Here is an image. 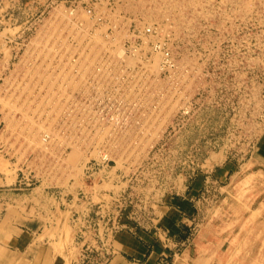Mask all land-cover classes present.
Returning <instances> with one entry per match:
<instances>
[{"label": "rangeland", "instance_id": "1", "mask_svg": "<svg viewBox=\"0 0 264 264\" xmlns=\"http://www.w3.org/2000/svg\"><path fill=\"white\" fill-rule=\"evenodd\" d=\"M137 1L0 0V65H3L0 66V87L2 86L0 88V96L2 97V95L4 94L0 99V107L3 104V106L5 107L9 106V108H0V130L2 129V132L0 131V139H2L0 140V154L2 153L0 157L2 156L4 159L6 158L5 160L9 162L8 163L6 161V165L4 159L2 157L0 158V162H2L1 160H3L5 164L2 165L3 167H1L0 164V229L2 230L0 234V264L1 261L2 264H37L41 260L40 254L35 251V245H37L36 241L39 238L48 241L56 240L58 242L56 250H59L61 248L59 246L62 245L63 241L67 242L66 246L67 244L68 247H70L71 245L73 254H71L72 258L71 260L69 258L68 264H107L109 262V258L111 257V235L115 231L121 232L122 230L130 229L131 232L136 233L137 227H146V222H149V224L151 225L153 218H156L154 213L157 205H166V203H168L166 197L167 195H181L183 192H186L184 188L190 185V182L195 178L197 180L193 181V183L198 182V180L201 181V176H203L202 179L204 180L210 178L207 181L209 183H207V185L204 184V186L202 185V188L199 191L198 195H196V197L192 201L195 204V208H197L195 209L194 214L188 218L189 220L186 221V223H182L183 233L181 239L178 240L179 242H177L174 247L169 248V251H167L161 257L162 264L163 262L164 264H173L175 257L174 254L179 253V251L181 254L184 251L191 240H193L194 236L199 233L201 225L207 218L211 209L215 207V205L217 206V203L220 200L224 199L223 189H226V186L230 182V177L234 173L231 172L232 175L230 174V176L224 177L223 179L216 177V172L214 171L215 167L211 166L210 164L211 159L214 157L213 154L218 152L227 156L228 160H232L236 164V170L237 172H239V169L243 165V163L251 158L255 145L262 140L264 136V0H194L196 4L193 2V0H180V2L183 1L181 3L182 7L179 5V0H155L156 6H158V11L160 12L162 9V13L160 12V15L162 14L160 21H163V26L165 23H167V25L170 24V19L174 17L173 15L176 14V18H174V21L176 22H173L174 26L172 27L171 25L169 27H165L164 33H166V35L170 34L171 40L169 42L173 46L172 50H175V57L178 60L180 59V61L183 60L184 64L180 66V68L182 69L180 71L181 77H177L174 81V83H176V89L178 90V92L177 94L175 93L173 97L169 98V100L174 101L176 96H178V104L174 107V109L172 108V110L167 111L170 108L167 102H165L164 105H161L160 101L157 102L161 106L160 109L162 108V110L164 111L162 113L165 114V116L164 114L161 115V111H159L158 114L153 112V115L156 116V125H162L161 131L158 132L157 136L153 137L150 133H142V135L140 134L141 136L138 134L134 135L132 133V129L130 134H132L131 139L133 140V137L135 139L134 141H132V143H134V146L128 145L126 146V151H124L125 149L123 151H120L121 155H123V160L121 159L120 165L118 167L115 163L116 159L113 156L112 158L114 159H112L111 157L105 160L100 159L103 156L102 152H104V144L101 143L104 140L103 138H101L102 136H99L100 138H96V140H99V142L96 141L97 144L99 143V147L97 144H95L96 147H92L94 153L92 154V152H90L91 155L89 159L86 160L88 161V163L86 162L84 164L85 168H81L80 162L78 164H75V151H72L71 149L73 148V145L79 143L81 139H77L75 138V136L72 137L73 134L69 135L67 133V135V129L65 130V134H62L61 132L64 126L63 122L68 121L69 119L64 117V115L66 116L65 108L67 107V103L68 105H73L74 98L69 94V91H71V87L68 86L70 87V89H68V87H66L67 81L63 79L65 82L64 88L65 91H67V93L64 91L65 94L63 97L65 99H63V101H67L64 102L66 107L64 105V114L62 117H60L61 119L59 120V117L54 116L57 117L56 119L53 117V115L48 114L50 112L56 111L57 108H55L54 105L59 101L57 102L54 100L60 99V97L56 96V93H54V89H57V87L54 86L50 88L49 86V88L51 89L50 90L48 88V85H50L51 80L52 82H55L54 79L57 76L59 77L60 75H63V78L66 79L68 75H74V73H76L75 71L81 72L79 68L74 67L77 66V63H80L83 67L87 64V62L89 63V61L85 60V58L86 56L90 57V55L92 54L91 52L94 51L93 49L97 47H95V44H97V42L93 39L94 35H91V32L92 34H94L95 28L91 27L90 25L89 26L91 28L89 26L85 27L84 22H81L82 25H79L80 23H78V25H75L74 23V19L79 21L77 15L79 17L80 12H84L85 10L86 12H84L85 14H83L82 16H90V19L91 17L94 18V20H92L96 24H101V18H98L99 15L106 16L109 13L112 20V16L116 14V11L121 15L124 14L122 15V20H130V22L127 21L126 25L129 29H132L134 24L132 22L135 17L134 8L137 6ZM142 1L144 2L142 3ZM147 1L148 0H141V2L139 3L140 7L142 4H144L146 6L145 11L147 10L151 12L153 10H156L154 6H151L153 4V0H149L150 2ZM125 4L130 5L133 10L131 8L128 11L129 6H126ZM95 5H97V8L95 7ZM150 7H153V10ZM102 8L107 9L102 10ZM108 10L111 11L109 12ZM123 10H126V13ZM69 11H71V13H69ZM101 11H104L103 13L105 14H103ZM235 13L236 16L234 15ZM137 14H143V10H138ZM65 16L70 17L67 18ZM74 16H76V18ZM56 17H60V19L63 18V21H60L59 18L57 19ZM138 17L141 16L138 15L137 18ZM72 22L74 23V25H72ZM105 24V28L99 29V32L102 31L101 34L107 36L110 32H113L114 28L110 25L112 24V22L109 24ZM80 26H82L83 28ZM155 26H157L158 29L161 28L158 22L155 23ZM59 28L61 29V31L58 30ZM84 29H86L87 31H85ZM54 30L56 31L57 36ZM41 31H48L49 33L46 32L48 34L47 35L44 32L45 34L43 33L42 35ZM57 31L59 33H57ZM71 31L75 32L72 34ZM84 31L88 33L84 35ZM173 31L176 35L173 33ZM54 34L55 37L52 38ZM80 34H82L83 36H80ZM74 35L77 36L75 37ZM174 35L175 37H173ZM72 36L75 37V39ZM40 37H43V39L45 38L47 40L42 41ZM34 38L36 41L34 40ZM72 38L74 39V41ZM37 39L41 40L38 41ZM84 39H87L85 40L86 43H83ZM89 39H91V41ZM79 40L80 42H78ZM52 41V46L54 47L51 48ZM56 41H60L58 45H55L54 42ZM42 43L44 45H42ZM91 43L94 44L92 45ZM78 44L81 45L78 46ZM57 46L61 48H58ZM65 46H68L69 48H66ZM76 46L78 47V49H76ZM81 46H84V49H82ZM40 47H42V49ZM44 47L46 49H44L46 52L43 50ZM72 47L75 48L76 51ZM49 48L51 51H49ZM71 48L73 49V51H71ZM80 48L82 49V51H80ZM37 51L42 56L36 53ZM60 51L64 54H61ZM147 53H149L150 55L152 54V52L149 51ZM68 54H72L73 57H69ZM85 54L87 55L82 58ZM26 55L28 56L26 57ZM44 55L45 57L43 58ZM51 55L53 56V58ZM57 55H60L59 59ZM65 55L67 58H69L66 59V57H63ZM48 58H52V62ZM45 59L46 61H44ZM56 61L62 64H59ZM66 61L70 63L67 62V64H65ZM71 61L73 62L71 63ZM81 62H84V64H82ZM80 64H78V66ZM66 65L69 67L67 68ZM16 67L19 68L16 69ZM20 67L22 68L20 69ZM53 67H55V69ZM45 70H48L49 72ZM65 71L66 74L64 73ZM52 72H56L55 75L54 73L52 74ZM14 73L18 76L19 79H16L17 76H15ZM19 73H22V76ZM44 74L46 76H44ZM83 74L84 72H82V75ZM9 76H11V79H9ZM61 77L62 76H60L59 78L61 79ZM15 79L18 81H16ZM83 79H85V76L83 77ZM8 81L10 84L8 83ZM28 81H30V85L28 84ZM32 82L35 90L31 86ZM11 86H14L15 89ZM25 87L26 89H28L25 90ZM5 88L6 92L4 91ZM8 88H10V90ZM24 90L26 92H24ZM44 90L45 92L47 90H50L51 92L47 91L46 94L43 93ZM166 90L167 85L161 89V92L164 91L167 93ZM10 92H12L14 96ZM9 93L11 95H8ZM41 93H43V95ZM51 94L52 96H54L53 99ZM158 94H161L160 91L159 93L157 92V95ZM41 96L44 97L42 98ZM69 96H71V98ZM14 97H16L15 99L17 101H15ZM39 97L41 99L40 101ZM63 97H61V99ZM186 98H189V100H191L189 102L191 110L189 113L183 110L182 102ZM18 99H22V101L20 100V102H18ZM46 100L47 102H45ZM69 100L72 102H70ZM3 101L4 103H2ZM10 102L12 104H10ZM41 102L43 104H41ZM44 103H48V105H45ZM134 105L137 107L140 106L138 101ZM10 108H12L13 110H10ZM17 108L19 109V111ZM43 108H45L46 110ZM21 109L23 115L20 111ZM23 110H25V112ZM12 111L14 115L12 114ZM28 115H30V119H27L29 118ZM105 115L106 114H102V117L104 118L101 121L102 126L106 123L104 121ZM5 116H9L10 118L12 116V118H5ZM44 116L48 120L45 119ZM145 116H147L146 113L144 115V118ZM34 117L38 120H33ZM8 119H10V123ZM3 120H5V123L3 122ZM11 120L12 122H14L13 120H15V122L11 123ZM23 120H25V123L23 122ZM53 120L55 121L51 122ZM80 120L79 122L82 125H84V122L87 121L86 118ZM147 120L148 117H146L145 120H142V122L146 123ZM133 121L131 124L132 127L134 126V124L137 125L138 120L136 118ZM47 122L50 123L48 124ZM19 123H21V125ZM23 123L27 125L25 126ZM32 123H34V125ZM43 123L46 125L48 124V126L44 125ZM113 123L115 129V122ZM143 123H141L140 125L144 126ZM22 125H24V128L22 127ZM29 125L31 127H29ZM49 125L50 128L56 126L57 129L53 128V130L57 133L54 131L50 132ZM85 125L88 126V124L86 123ZM140 125V129L136 126L134 127V130L138 132L141 131ZM13 126L16 128V130ZM155 126V129L152 130L153 132L155 131V133H157L159 126H156L157 128ZM74 127L75 126L72 125L71 130L75 129ZM21 128L25 130L27 129V135H24L25 130L23 131ZM20 130H22L23 132H18ZM4 131L7 135L4 134ZM11 131L14 133H12ZM42 131L47 132H44L43 134ZM145 131H148L146 130V126L144 128V132ZM10 133H12V135L10 136L14 137L11 138L8 135ZM21 134L23 136H21ZM50 134L51 137H49ZM17 136H21L20 140H18L19 138ZM40 136H43L44 140ZM23 137L24 139H22ZM143 137H145L146 145H148L149 147L146 150H141L140 142H142ZM149 137H152L153 139ZM5 138L7 139L8 143ZM13 138L20 142L18 143V141ZM36 139L39 141H37ZM50 139L52 141H50ZM56 140L58 141V143L62 141V145L60 143L58 145ZM150 141L152 142L151 144L149 143ZM6 143L8 147L6 146ZM45 143L48 145H46ZM54 143H57V148L55 147ZM41 144L46 147L48 146L49 148H46ZM29 145H31L33 149ZM137 145H139L140 147H137ZM52 146L54 147V149H52ZM38 148L41 150L39 151ZM96 150H99V155L102 156H98V154L95 153ZM69 151H72L71 154ZM109 151L110 153H115L117 150L113 146ZM120 153L117 152L116 156H118V154ZM69 158H71L72 160ZM65 161H67L68 163ZM67 164H69L70 167ZM10 166L11 168H9ZM75 167H77L78 170H76ZM103 168L106 170V172L105 170H102ZM208 168H210V170H208ZM1 169L3 171H1ZM8 170L9 172H7ZM110 171L111 176L109 177ZM119 171H122L123 173H120ZM115 172L116 174H114ZM92 173L95 175H93ZM97 174L99 176H97ZM102 176L103 178H106V180H111L110 184L112 183L111 188L109 187V189L107 190L105 188H100L104 192H107L108 195H101V197L92 199L93 189L91 186H94L95 183L97 184V178L101 179ZM93 178H95L94 183L92 180ZM80 181L83 182L81 183ZM91 181L93 184L91 183ZM96 184L94 186L95 189ZM179 188L182 189L178 191ZM157 192L160 195H158ZM137 193L139 194V196ZM146 194H148V200L145 199ZM107 198L110 202L109 205L103 203V199ZM149 210L153 213L150 214ZM46 215H48V217ZM151 218L152 220L150 221ZM138 220H141L142 222ZM68 224L69 226H67ZM43 225H49L47 227L50 229H44ZM60 225L63 226L62 230H60ZM31 229L33 230V232L27 231ZM71 230L73 231L72 233L70 232ZM34 231L36 232L34 233ZM94 241H97V243ZM91 242H94L93 246L88 245ZM81 243H83L84 245H81ZM106 248H109V250H107ZM66 260L68 259H65V261Z\"/></svg>", "mask_w": 264, "mask_h": 264}, {"label": "bare ground", "instance_id": "2", "mask_svg": "<svg viewBox=\"0 0 264 264\" xmlns=\"http://www.w3.org/2000/svg\"><path fill=\"white\" fill-rule=\"evenodd\" d=\"M61 1V0H60ZM124 1V0H123ZM127 1V0H126ZM137 1V0H136ZM149 1V0H148ZM147 1V2H148ZM152 1V0H150ZM149 1V2H150ZM213 1V0H212ZM227 1V0H226ZM249 1V0H248ZM57 2V1H56ZM129 2V1H128ZM137 6L134 8V12H135V17L132 23L133 27L132 29H129L126 25L127 21L130 22V20H122V15L124 14H120L118 12L115 11V15L112 16V24H110L114 29L113 32L109 33L107 36H104L101 34V32H99L101 28H105V25L103 23L101 24H96L93 20L94 18L90 16L89 17H85L82 16L83 14H85L84 12H86L84 10V12H80L79 13V17L77 15V18L79 19V21L75 20V25H78V23H80L79 25H82L81 22L85 23V27H88L89 25L91 27L95 28L94 34V40H96L97 44H95V49H93L94 51L91 52L92 54L89 56H86L87 54L83 55L82 58H84V56H86L85 60L89 61V63L87 62V64L83 67L80 63H77V66L74 68H79L81 72H77L74 73V75H68L67 78H63V75L61 79L57 76L54 80L55 82H52V78L50 79V85H48V88L50 86V88L56 86L57 89H54V93H56L55 95L60 97V99L58 100H54V101H59L57 104L55 103V108L56 111L55 112H50L48 114H51L54 116L59 117L58 119L60 120L64 114V108L66 107V105L64 104L63 99H65L64 96V85L65 82L64 80L67 81V86L71 87V91H69L70 95L73 96V105H68L67 103V107L66 109V116L64 115V117L69 118L68 121H64L63 122V129L61 130L62 134H65V130L66 134L68 133L69 135L73 134L72 137L75 136V138L77 139H81L79 143H76V145H73V148L71 149L72 151H75V164L77 163H81V168L83 169L84 164L88 161H86L87 159H89L90 157V152H92V154L94 153L93 151V146L96 147L95 144H97V142H99V140L96 138H103L104 140L101 142L104 147V152L103 156L99 155V150H96V154H98V156H102L100 159H107V158H112V156L116 159V166L118 167L120 165L121 159L123 160V155H121L120 151H126V146L128 145H132L134 146V143H132V141H134V137L133 140L131 139L132 134H130L131 130L133 129V134L136 135H142V133L144 134H148L150 133L151 136H157L158 132L161 131V127L162 125L158 124L159 129L157 130V133H155V131L153 132L152 129H155L154 126L156 125V116L153 115L154 113H157L159 111H161V115L164 114L162 112H164L162 110V108L160 109V105L157 103L160 101L161 105H164L165 102L168 103V106H170V108L167 110H172V108L174 109V107L178 104V96H176V98L173 100H169V98L173 97L175 95V93L177 94L178 90L176 89V83H174V81L176 80L177 77H181V73L180 71L182 70L180 68L181 65L183 64V60L180 61V59H176V54H175V50H172L173 46L171 45V43L169 42L171 40L170 38V34L164 33L165 31V27H169L173 25L174 18L175 15H173L174 17H172L170 19V24L167 25V23L164 24L163 26V21H160V18L162 16V14L160 15V12L162 13V9L159 12L158 11V6H156V2L155 0H153V4L151 6H154V8H156V10L153 11H145L146 6L144 4L139 5V3L141 2V0L137 1ZM144 1H142L143 3ZM180 2V0H179ZM178 2V3H179ZM183 2V1H182ZM180 2V6L181 3ZM194 2V0H193ZM94 3V2H93ZM105 3V2H104ZM195 3V2H194ZM230 3V2H229ZM243 3V2H242ZM253 3V2H252ZM128 4V3H127ZM132 4V3H131ZM171 4V3H170ZM196 4V3H195ZM248 4V2H247ZM120 5V4H118ZM126 5V4H125ZM134 5V4H133ZM136 5V4H135ZM178 5V6H179ZM255 5V3H254ZM100 6V5H99ZM129 6L128 7V11L129 9H131L132 7H130V5H126ZM174 6V5H173ZM185 6V5H183ZM198 6V5H197ZM235 6V5H234ZM233 6V7H234ZM251 6V5H249ZM61 7V6H59ZM58 7V8H59ZM70 7V6H69ZM95 7L97 8V5H95ZM182 7V6H181ZM190 7V6H188ZM57 8V9H58ZM94 8V7H93ZM99 8V7H98ZM101 8V7H100ZM108 8V7H107ZM107 8H102L103 9H107ZM139 8V9H138ZM148 8V7H147ZM178 8V7H177ZM197 8V7H196ZM195 8V9H196ZM232 8V7H231ZM60 9V8H59ZM72 9V8H71ZM117 9V8H116ZM143 10V14H137L138 10ZM160 9V8H159ZM183 9V8H182ZM239 9V8H238ZM248 9V8H247ZM51 10V9H50ZM56 10V9H55ZM95 10V9H94ZM120 10V9H119ZM133 10V8H132ZM168 10V9H167ZM234 10V9H233ZM240 10V9H239ZM238 10V11H239ZM249 10V9H248ZM72 11V10H71ZM71 11H69V13H71ZM76 11V10H75ZM109 11V10H108ZM124 11V10H123ZM126 11V10H125ZM124 11V12H125ZM236 11V9H235ZM102 12V11H101ZM104 12V11H103ZM102 12V13H103ZM131 12V11H130ZM129 12V13H130ZM159 12V13H158ZM184 12V11H183ZM182 12V13H183ZM232 12V11H231ZM60 13V12H59ZM92 13V12H91ZM100 13V12H99ZM98 13V14H99ZM126 13V12H125ZM167 13V12H166ZM175 13V12H174ZM180 13V12H179ZM198 13V12H197ZM238 13V12H237ZM67 14V13H66ZM105 14V13H103ZM107 14V13H106ZM240 14V13H239ZM94 15V14H93ZM131 15V14H130ZM140 15L141 17L137 16ZM172 15V14H171ZM182 15V14H181ZM184 15V14H183ZM236 16V13L234 14ZM238 15V14H237ZM60 16V15H59ZM62 16V15H61ZM98 16V15H97ZM96 16V17H97ZM100 16V15H99ZM105 16V15H103ZM107 16V15H106ZM105 16V17H106ZM109 16V13H108ZM134 16V15H132ZM222 16V15H221ZM64 17V16H63ZM67 17V16H65ZM70 17V16H69ZM67 17V18H69ZM73 17V16H72ZM71 17V18H72ZM76 18V16H74ZM101 17V16H100ZM111 17V16H110ZM127 17V16H126ZM130 17V16H129ZM164 17V16H163ZM170 17V16H169ZM187 17V16H186ZM220 17V16H219ZM57 18V17H56ZM60 21H63V18L60 19V17H58ZM57 18V19H58ZM88 20H87V19ZM211 18V17H210ZM81 19V20H80ZM90 19V20H89ZM93 19V20H92ZM107 19V18H106ZM73 20V21H74ZM98 20V19H97ZM104 20V19H103ZM101 20V21H103ZM109 20V19H108ZM231 20V19H230ZM59 21V23H60ZM96 21V20H95ZM224 21V19H223ZM48 22V21H47ZM106 22V21H105ZM158 22V24L161 26V28H157V26H155V23ZM168 22V21H167ZM46 23V22H45ZM54 23V22H53ZM56 23V22H55ZM58 23V21H57ZM74 23L72 22V25H74ZM83 23V24H84ZM110 23V22H109ZM108 23V24H109ZM178 23V22H177ZM218 23V22H217ZM130 24V23H129ZM184 24V23H183ZM69 25V24H68ZM109 25V26H110ZM179 25V24H178ZM202 25V24H201ZM54 26V25H53ZM63 26V25H62ZM84 26V25H83ZM89 26V27H90ZM176 26V25H175ZM196 26V25H195ZM57 27V26H56ZM55 27V28H56ZM75 27V26H74ZM77 27V26H76ZM82 27V26H80ZM79 27V28H80ZM90 27V28H91ZM178 27V26H177ZM180 27V25H179ZM48 28V27H47ZM73 28V27H72ZM83 28V27H82ZM181 28V27H180ZM54 29V28H53ZM89 29V28H88ZM171 29V27H170ZM174 29V28H172ZM177 29V28H175ZM186 29V28H185ZM229 29V28H228ZM231 29V28H230ZM59 31H61V29H58ZM81 30V29H80ZM85 31H87L86 29H84ZM103 30V29H102ZM108 30V29H107ZM187 30V29H186ZM50 31V30H48ZM48 31H46L47 33H49ZM55 31V30H54ZM64 31V29H63ZM70 31V30H69ZM83 31V30H82ZM84 31V35L88 32ZM167 31V30H166ZM170 31V30H169ZM175 31V30H174ZM173 31V33H174ZM178 31V30H177ZM42 32V35L43 31ZM45 32V33H46ZM72 32V31H71ZM75 31L72 32V34ZM77 32V31H76ZM180 32V30H179ZM184 32V31H183ZM188 32V31H187ZM40 33V32H39ZM44 33V34H45ZM46 33V34H47ZM57 33H59L57 31ZM68 33V32H67ZM66 33V34H67ZM79 33V32H78ZM77 33V34H78ZM82 33V32H81ZM96 33V36H95ZM205 33V32H204ZM52 34V33H51ZM56 34V31H55ZM55 34L52 38L55 37ZM175 34V33H174ZM41 35V34H40ZM48 35V34H47ZM50 35V34H49ZM65 35V33H64ZM82 34H80L81 36ZM176 35V34H175ZM175 35L173 37H175ZM39 36V35H38ZM57 36V34H56ZM60 36V35H59ZM63 36V35H62ZM75 36V35H74ZM77 36V35H76ZM75 36V37H76ZM79 36V38H80ZM83 36V35H82ZM45 37V36H44ZM47 37V36H46ZM71 37V36H70ZM69 37V38H70ZM73 37V36H72ZM75 37H73L75 39ZM88 37V36H87ZM86 37V38H87ZM90 37V36H89ZM41 38V37H40ZM51 38V37H50ZM66 38V37H65ZM72 38V39H73ZM178 38V37H177ZM42 41L43 40H47V39H43V37L41 38ZM41 39H37L38 41H40ZM57 39V38H56ZM71 39V38H70ZM73 39V41H74ZM92 39V41H93ZM33 40V39H32ZM35 40V38H34ZM49 40V39H48ZM54 40V39H53ZM78 40V39H76ZM84 39L83 43L85 42ZM91 41V39H89ZM36 41V40H35ZM41 41V42H42ZM63 41V39H62ZM61 41V43H62ZM49 42V41H47ZM57 42V43H56ZM54 42L55 45H58V41ZM71 42V41H70ZM69 42V44H70ZM77 42V41H76ZM80 42V40L78 41ZM89 42V41H88ZM99 42V43H98ZM34 43V42H33ZM45 43V42H44ZM53 41L51 42V48L54 47L52 46ZM60 43V44H61ZM86 43V42H85ZM32 44V43H31ZM37 44V43H36ZM66 44V43H65ZM64 44V45H65ZM92 44V43H91ZM90 44V45H91ZM94 44V43H93ZM92 44V45H93ZM30 45V44H29ZM33 45V44H32ZM35 45V44H34ZM40 45V44H39ZM42 45H44L42 43ZM41 45V46H42ZM54 45V44H53ZM81 44H78V46ZM99 45V46H98ZM50 46V45H49ZM48 46V47H49ZM60 46V45H59ZM57 46L58 48H61ZM69 46V45H68ZM68 46H65L66 48ZM74 46V45H73ZM172 46V47H171ZM36 47V46H35ZM63 47V44H62ZM64 47V48H65ZM75 47V46H74ZM77 47V46H76ZM84 47V46H83ZM82 46L81 48L84 49ZM148 47V48H147ZM42 49V47H40ZM65 48V49H66ZM69 48V47H68ZM73 48V47H72ZM71 48V49H72ZM80 48V51H82V49ZM88 48V47H87ZM176 48V46H175ZM45 49V47L43 48V50ZM56 49V48H54ZM75 49V48H73ZM73 49L71 51H73ZM78 49V47L76 48ZM75 49V51H76ZM222 49V48H221ZM35 50V49H34ZM39 50V49H37ZM46 50V49H45ZM44 50V51H45ZM60 50V49H59ZM70 50V49H69ZM90 50V49H89ZM33 51V50H32ZM42 51V50H41ZM49 51L50 48H49ZM68 51V50H67ZM74 51V52H75ZM84 51V50H83ZM92 51V50H91ZM152 52V54L150 55L147 52ZM31 52V51H30ZM46 52V51H45ZM44 52V53H45ZM59 52V51H58ZM61 52V51H60ZM72 52V53H74ZM220 52V51H219ZM28 53V51H27ZM33 53V52H32ZM38 53V51L36 52ZM42 53V52H41ZM57 53V51H56ZM63 52H61L62 54ZM66 53V52H65ZM68 53V52H67ZM30 54V53H29ZM40 54V53H38ZM43 54V53H42ZM47 54V53H46ZM54 54H55V50H54ZM64 54V53H63ZM82 54V52H81ZM90 54V53H89ZM33 55V54H32ZM41 55V54H40ZM67 55V54H66ZM63 56V57H66ZM69 57L71 56V58L73 57L72 54H68ZM28 55H26L27 57ZM31 56V55H30ZM36 56V55H35ZM34 56V57H35ZM42 56V55H41ZM40 56V57H41ZM52 56V55H51ZM58 56V55H57ZM60 56V55H59ZM58 56V59L60 58ZM62 56V55H61ZM45 57V55L43 56V58ZM68 57V58H69ZM80 57V56H79ZM32 58V57H30ZM36 58V57H35ZM53 58V56H52ZM52 58H48L51 59ZM66 57V59H68ZM7 59V58H6ZM55 59V58H54ZM78 59V58H77ZM24 60V59H23ZM32 60V59H31ZM36 60V59H35ZM57 60V59H56ZM62 60V58H61ZM82 60V59H81ZM20 61V60H19ZM22 61V60H21ZM25 61V60H24ZM46 61V59L44 60ZM65 61V60H64ZM78 61V60H77ZM34 62V61H33ZM52 62V61H51ZM57 63H59L58 61H56ZM62 62V61H61ZM68 61H66L65 64H67ZM73 61H71L72 63ZM79 62V61H78ZM86 62V61H84ZM84 62L82 64H84ZM2 63V62H1ZM22 63V62H21ZM45 63V62H44ZM54 63V62H53ZM64 63V62H63ZM70 63V62H68ZM20 64V63H19ZM18 64V65H19ZM46 64V63H45ZM52 64V63H51ZM62 64V63H59ZM78 64L80 65L78 66ZM17 65V66H18ZM76 65V64H75ZM74 65V66H75ZM3 66V65H0ZM45 66V65H44ZM50 66V65H49ZM55 66V65H54ZM60 66V65H59ZM64 66V65H63ZM62 66V67H63ZM67 66V65H66ZM72 66V65H71ZM70 66V67H71ZM57 67V66H56ZM69 66H67L68 68ZM19 67H16V69ZM22 67H20L21 69ZM33 68V66H32ZM52 68V67H51ZM55 69V67H53ZM84 68V69H83ZM31 69V68H30ZM57 69V68H56ZM61 69V68H60ZM59 69V70H60ZM72 69V68H71ZM70 69V70H71ZM15 70V69H14ZM19 70V69H18ZM28 70V69H27ZM34 70V69H33ZM37 70V69H36ZM40 70V69H39ZM63 70V69H62ZM69 70V69H68ZM66 70V71H68ZM83 70V71H82ZM3 71V70H2ZM26 71V70H25ZM31 71V70H30ZM48 71V70H45ZM66 71L64 72L66 74ZM21 72V71H20ZM38 72V71H37ZM49 72V71H48ZM59 72V71H58ZM74 72V70H73ZM82 72H84V76L85 79H83V75ZM16 73V72H15ZM14 73L15 76H17ZM24 73V72H23ZM36 73V72H35ZM34 73V74H35ZM44 73V71H43ZM54 72H52L53 74ZM56 73V72H55ZM54 73V75H55ZM20 75L22 73H19ZM30 74V73H29ZM33 74V75H34ZM37 74V73H36ZM42 74V73H40ZM46 74V72H45ZM44 74V76H46ZM63 74V73H62ZM72 74V73H71ZM48 75V74H47ZM22 76V75H21ZM38 76V75H37ZM51 76V74H50ZM11 76H9V79ZM26 77V76H25ZM24 77V79H25ZM49 77V76H48ZM13 78V77H12ZM18 78V76L16 77V79ZM27 78V77H26ZM34 78V77H33ZM31 78V79H33ZM36 78V77H35ZM50 78V77H49ZM178 78V79H179ZM7 79V78H6ZM5 79V80H6ZM15 79V80H16ZM19 79V78H18ZM64 79V80H63ZM80 79V80H79ZM8 80V79H7ZM18 81V80H16ZM15 81V82H16ZM38 81V80H37ZM45 81V80H44ZM43 81V82H44ZM49 81V80H48ZM7 82V81H6ZM12 82V81H11ZM23 82V81H21ZM39 82V81H38ZM42 82V81H41ZM5 83V81H4ZM9 83V81H8ZM30 83V81H28V84ZM46 83V82H44ZM43 83V84H44ZM10 84V83H9ZM22 84V83H19ZM47 84V83H46ZM13 85V84H12ZM30 85V84H29ZM28 85V86H29ZM167 85V93L162 91L161 89ZM6 86V85H4ZM32 88L33 87V82L31 84ZM43 86V85H42ZM2 87V86H1ZM0 87V88H1ZM12 87V86H11ZM14 87V86H13ZM12 87V88H13ZM37 87V86H36ZM70 87H68V89H70ZM4 88V87H3ZM17 88V87H16ZM20 88V87H19ZM49 88V89H50ZM10 90V88H8ZM15 89V87H14ZM13 89V90H14ZM22 89V88H21ZM20 89V90H21ZM28 89V88H27ZM25 87V90H27ZM44 89V88H43ZM155 89V91H154ZM1 90V89H0ZM24 90V92H26ZM35 90V89H34ZM51 90V89H50ZM50 90H47L48 92ZM76 90V91H75ZM177 90V91H176ZM3 91V90H2ZM6 92V88L4 90ZM12 91V90H11ZM46 91V92H47ZM154 91V93H153ZM160 91V95H157V92L159 93ZM8 92V91H7ZM13 92V91H12ZM10 92L12 95L13 93ZM21 92V91H20ZM37 92V91H36ZM35 92V93H36ZM42 92V90H41ZM45 90L43 91V93H46ZM51 92V91H50ZM53 92V91H52ZM67 93V91H65ZM75 92V93H74ZM8 95H11V94ZM34 93V94H35ZM40 93V92H39ZM43 93H41L43 95ZM19 94V92H18ZM17 94V95H18ZM24 94V93H23ZM47 94V93H46ZM49 94V93H48ZM4 95V94H3ZM2 95V97H3ZM6 95V94H5ZM7 95V96H8ZM50 95V94H49ZM75 95V96H74ZM14 96V95H13ZM20 96V95H19ZM47 96V95H46ZM52 96V94H51ZM0 96V99L2 98ZM11 97V96H9ZM42 97V96H41ZM44 97V96H43ZM42 97V98H43ZM54 96H52L53 99ZM61 97H63L61 99ZM71 98V96H69ZM189 97V96H188ZM16 97H14L15 99ZM27 98V97H26ZM9 99V98H8ZM11 99V98H10ZM51 99V98H49ZM57 99V98H56ZM68 99V97H67ZM187 99V101H186ZM182 104H183V110L185 112H190V106H189V102L191 100H189V98H186ZM19 100V99H18ZM22 101V99H20ZM20 100L18 102H20ZM24 100V98H23ZM27 100V99H26ZM40 97H39V101H40ZM72 100V99H71ZM8 101V100H7ZM15 101H17L15 99ZM70 101V100H69ZM68 101V102H69ZM140 104V106H135V103ZM1 102V101H0ZM6 102V100H5ZM17 102V103H18ZM24 102V101H23ZM27 102V101H26ZM47 102V100L45 101ZM72 102V101H70ZM4 103V101L2 102ZM1 103V104H2ZM16 103V102H15ZM28 103V102H27ZM33 103V102H32ZM53 103V102H52ZM50 103V104H52ZM10 104H12L10 102ZM22 104V103H21ZM35 104V103H34ZM38 104V103H36ZM41 104H43L41 102ZM45 105L48 103H44ZM49 104V105H50ZM4 105V104H3ZM1 105V109L2 107H5ZM14 105V104H13ZM16 105V104H15ZM29 105V104H28ZM27 105V107H28ZM31 105V104H30ZM65 105V107H64ZM134 105V107H133ZM21 106V105H20ZM35 106V105H34ZM52 106V105H51ZM25 107V106H24ZM86 107V110H85ZM137 107V108H135ZM5 108H9L5 107ZM19 108V107H18ZM17 108V109H18ZM21 108V107H20ZM31 108V107H29ZM49 108V107H48ZM51 108V107H50ZM53 108V107H52ZM59 108V110H58ZM63 108V109H62ZM133 108V110H132ZM192 108V107H191ZM12 108H10L11 110ZM25 109V108H24ZM39 109V108H38ZM45 109V108H43ZM13 110V109H12ZM46 110V109H45ZM140 110V111H139ZM8 111V110H7ZM6 111V112H7ZM19 111V109H18ZM22 112V109L20 110ZM25 112V110H23ZM28 111V110H27ZM26 111V112H27ZM105 111V112H104ZM108 111V112H107ZM3 112V111H2ZM15 112V110H14ZM31 112V111H30ZM107 112V113H106ZM9 113V112H8ZM11 113V112H10ZM40 113V112H38ZM145 113L147 114L146 117H148L147 122L143 123L142 120H145L144 115ZM6 114V113H5ZM4 114V115H5ZM13 114V111H12ZM11 114V115H12ZM21 114V113H20ZM19 114V116H20ZM35 114V113H34ZM46 114V113H45ZM102 114H106L105 115V124L102 126L101 125V121L104 119L102 117ZM3 115V114H2ZM9 115V114H8ZM14 115V114H13ZM23 115V112H22ZM21 115V116H22ZM31 115V114H30ZM28 115V117L30 116ZM39 115V114H38ZM37 115V116H38ZM189 115V114H188ZM160 116V115H159ZM165 116V114H164ZM4 117V116H3ZM9 117V116H7ZM5 116V118H7ZM24 117V116H23ZM33 117V116H32ZM41 117V116H40ZM45 117V116H44ZM48 117V116H47ZM52 117V118H53ZM57 117H54L57 119ZM10 118V117H9ZM12 118V116H11ZM10 118V119H11ZM15 118V117H14ZM18 118V116H17ZM20 118V117H19ZM49 118V117H48ZM51 118V117H50ZM65 118V119H66ZM86 118L87 121L84 122V125L80 124L79 120L80 119H84ZM137 118L138 122L137 125H135L132 127V121L135 120ZM163 118V117H161ZM2 119V118H1ZM10 119L9 123H10ZM22 119V118H21ZM25 119V118H24ZM27 119H30L27 118ZM42 119V118H41ZM45 119H47L45 117ZM33 120H38L34 117ZM48 120V119H47ZM58 120V121H59ZM67 120V119H66ZM115 120V121H113ZM15 122V120H13ZM18 121V119H17ZM20 121V120H19ZM25 120H23L24 122ZM30 121V120H29ZM43 121V120H42ZM42 121H38V122H42ZM55 120L51 121L54 122ZM57 121V122H58ZM81 121V120H80ZM115 122V129H114V123ZM118 121V122H117ZM3 122L5 123V120H3ZM11 120V123H14ZM27 122V121H26ZM134 122V121H133ZM8 123V124H9ZM22 123V122H21ZM21 123H19L21 125ZM25 123V122H24ZM23 123V124H24ZM46 123V122H45ZM48 123V122H47ZM50 123V122H49ZM48 123V124H49ZM88 124V126L85 125ZM141 123L144 124L140 125ZM165 123V122H164ZM163 123V124H164ZM257 123V122H256ZM255 123V124H256ZM16 124V123H15ZM34 125V123H32ZM37 124V123H36ZM44 124V123H43ZM42 124V125H43ZM48 124H44L46 126H48ZM53 124V123H52ZM130 124V125H129ZM162 124V123H161ZM10 125V124H9ZM25 125V124H24ZM22 125V127L24 126ZM27 125V124H26ZM25 125V126H26ZM38 125V124H37ZM43 125V126H44ZM58 125V124H57ZM75 126L73 130H71V126ZM139 125L141 126V131H136L134 130V127H139ZM258 125V124H257ZM6 126V125H5ZM4 126V127H5ZM15 126V125H14ZM13 126V127H14ZM53 126V125H52ZM51 126V127H52ZM62 126V125H61ZM146 126V130L144 132V128ZM157 126V125H156ZM155 126V127H156ZM157 126V127H158ZM259 126V125H258ZM7 127V126H6ZM9 127V126H8ZM19 127V126H18ZM28 127V126H27ZM26 127V128H27ZM29 127H31L29 125ZM28 127V128H29ZM144 127V128H143ZM156 127V128H157ZM24 128V127H23ZM27 128V129H28ZM33 128V127H32ZM35 128V127H34ZM38 128V127H37ZM36 128V129H37ZM53 128H56L53 127ZM53 128H50L49 125V130L50 132L54 131ZM10 129V128H9ZM13 129V128H12ZM14 129L16 130V128L14 127ZM13 129V130H14ZM22 129V128H21ZM26 129V130H27ZM39 129V128H38ZM37 129V130H38ZM45 129V128H44ZM43 129V130H44ZM47 129V128H46ZM57 129V128H56ZM59 129V128H58ZM140 129V127H139ZM177 129V128H176ZM12 130V131H13ZM23 131L25 129H22ZM22 130L18 131L21 132ZM26 130L24 135L26 134ZM29 130V129H28ZM48 130V132H49ZM257 130V129H256ZM2 132V129L0 130ZM11 131V132H12ZM22 131V132H23ZM41 131V129H40ZM5 132V131H4ZM17 132V131H16ZM15 132V134H16ZM29 132V131H28ZM27 132V133H28ZM43 132V131H42ZM41 132V133H42ZM47 132V131H44ZM43 132V134H44ZM56 132V131H54ZM60 132V131H59ZM264 132V131H263ZM14 133V132H12ZM12 133L8 134L9 136L12 135ZM33 133V132H32ZM57 133V132H56ZM248 133V132H247ZM256 133V132H255ZM3 134V133H2ZM1 134V135H2ZM6 134V132L4 133ZM30 134V133H29ZM28 134V135H29ZM38 134V133H37ZM42 134V135H43ZM54 134V133H53ZM67 134V135H68ZM7 135V134H6ZM18 135V133H17ZM27 135V134H26ZM32 135V134H31ZM36 135V134H34ZM112 135V136H111ZM130 135V136H129ZM133 135V136H134ZM140 135V136H141ZM5 136V135H4ZM21 136H23L21 134ZM20 136V137H21ZM39 136V135H38ZM61 136V135H60ZM63 136V135H62ZM100 136V137H99ZM127 136V137H126ZM144 136V135H143ZM11 137V136H10ZM14 137V136H12ZM11 137V138H12ZM16 137V136H15ZM18 137V136H17ZM20 137H18L20 140ZM30 137V136H29ZM43 139V136H40ZM51 137V134L50 136ZM69 137V136H68ZM3 138V137H1ZM9 138V137H8ZM45 138V137H44ZM48 138V137H47ZM141 138V137H139ZM152 138V137H149ZM158 138V137H156ZM15 139V138H13ZM24 139V137L22 138ZM27 139V138H26ZM31 139V138H29ZM39 139V138H38ZM52 139V138H51ZM50 139V141H52ZM55 139V138H53ZM62 139V138H61ZM65 139V138H64ZM73 139V138H72ZM153 139V138H152ZM151 139V140H152ZM2 140V139H0ZM5 140L7 141V139L5 138ZM9 140V139H8ZM16 140V139H15ZM16 140V141H18ZM37 140V139H36ZM44 140V139H43ZM49 140V139H46ZM66 140V139H65ZM63 140V141H65ZM68 140V139H67ZM112 142H111V141ZM5 141V142H6ZM39 141V140H37ZM54 141V140H53ZM57 141V140H56ZM60 141V140H59ZM97 141V142H96ZM20 141H18L19 143ZM22 142V141H21ZM25 142V141H24ZM32 142V141H31ZM29 142V143H31ZM35 142V141H33ZM62 141H60L59 143L61 144ZM69 142V141H67ZM72 142V141H71ZM121 142V143H120ZM140 142V141H138ZM8 143V141H7ZM6 143V146H7ZM17 143V142H16ZM28 143V144H29ZM48 143V142H46ZM45 143V144H46ZM58 143V141H57ZM55 147H56V144ZM58 143V145H59ZM73 143V142H72ZM141 144V150H146L148 147V145H146V139L145 137H143L142 142H140ZM150 144L152 143L151 141L149 142ZM3 144V143H2ZM51 144V143H50ZM101 144V145H102ZM4 145V144H3ZM2 145V146H3ZM11 145V144H10ZM13 145V144H12ZM15 145V144H14ZM23 145V144H22ZM21 145V146H22ZM42 145V144H41ZM48 145V144H46ZM53 145V144H52ZM62 145V144H61ZM60 145V146H61ZM66 145V144H65ZM69 145V144H68ZM99 147V143L97 144ZM119 145H120V149H119ZM16 146V145H15ZM20 146V145H19ZM32 149L33 147L31 145H29ZM35 146V145H33ZM38 146V145H37ZM44 146V145H42ZM54 146V145H53ZM52 146V147H53ZM114 146V148H116V152L115 153H110L109 150H111V148ZM139 145H137L138 147ZM8 147V146H7ZM46 147V146H44ZM51 147V146H50ZM70 147V146H69ZM140 147V146H139ZM6 148V147H5ZM21 148V147H20ZM28 148V147H27ZM40 148V147H39ZM38 148V149H39ZM46 148H49L48 146ZM57 148V147H56ZM63 148V147H62ZM245 148V147H244ZM19 149V148H16ZM26 149V148H24ZM43 149V148H42ZM54 149V147L52 148ZM64 149V148H63ZM62 149V150H63ZM119 149V151H118ZM138 149V148H137ZM135 149V150H137ZM243 149V148H242ZM4 150V149H2ZM7 150V149H6ZM28 150V149H27ZM31 150V149H30ZM41 149H39L40 151ZM47 150V149H46ZM50 150V149H49ZM56 150V149H55ZM54 150V151H55ZM66 150V149H65ZM139 150V149H138ZM244 150V149H243ZM9 151V150H8ZM12 151V150H11ZM10 151V152H11ZM20 151V150H19ZM18 151V152H19ZM45 151V148H44ZM51 151V150H50ZM52 151V152H54ZM71 151V152H72ZM103 151V150H102ZM13 152V151H12ZM63 152V151H61ZM70 152V151H69ZM70 152V154H71ZM106 152V153H105ZM117 152H119L120 154H118V156H116ZM68 153V152H67ZM2 154V153H1ZM0 154V155H1ZM5 154V153H4ZM20 154V153H19ZM18 155V154H17ZM214 157L211 159V166H215V165H219L220 163H223V167H221V171L223 169H228V168H232L231 169V177H230V182L229 184L226 186V189L224 188V199L226 200H220L217 203V206L215 205V207H213L211 209V211L209 212L207 218L205 219V221L202 223L201 228L199 230V233L196 234L193 238V240H191V242L187 245V247L184 249V251L180 254L176 253L174 254V262L173 264H264V136L262 138L261 141H259V143H257L253 149V154L251 156L250 159H248L246 162L243 163V165L240 167V171L237 172L236 170V164L232 161V160H228L227 156L223 155L222 153H214L213 154ZM227 155V154H226ZM67 156V155H66ZM2 157V156H1ZM0 157V158H1ZM39 157V156H38ZM41 157V154H40ZM39 157V158H40ZM3 158V157H2ZM19 158V157H18ZM66 158V157H65ZM73 158V156H72ZM112 158V159H114ZM4 159V158H3ZM6 159V158H5ZM4 159L5 164L7 165L6 161ZM25 159V157H24ZM71 159V158H69ZM95 159V158H94ZM99 159V160H100ZM18 160V159H17ZM67 160V159H66ZM72 160V159H71ZM91 160V159H90ZM2 162H0L1 167H3L2 165H5L3 160H1ZM8 162V161H7ZM19 162V161H18ZM67 162V161H65ZM101 162V161H100ZM3 163V164H2ZM9 163V162H8ZM68 163V162H67ZM72 164V163H71ZM204 164V163H203ZM225 164V165H224ZM69 167L70 165L67 164ZM122 165V164H121ZM13 166V165H12ZM110 166V165H109ZM108 166V167H109ZM74 167V166H73ZM210 167V166H209ZM11 168V166L9 167ZM76 170H78L77 167H75ZM85 168V167H84ZM211 168V167H210ZM210 168H208V170H210ZM69 169V168H68ZM109 169V168H108ZM215 169V168H214ZM75 170V169H74ZM73 170V171H74ZM102 170H105L104 168ZM217 169H215L216 171ZM1 171H3L1 169ZM11 171V170H10ZM69 171V170H68ZM80 171V170H79ZM97 171V170H96ZM108 171V170H107ZM128 171V170H126ZM226 171V170H225ZM6 172V171H5ZM9 172V170L7 171ZM83 172V171H82ZM106 172V170H105ZM120 172V171H119ZM122 172V171H121ZM120 172V173H121ZM218 172V173H217ZM217 172L215 174H220L219 170H217ZM68 173V172H66ZM85 173V172H84ZM123 173V172H122ZM223 173V172H222ZM7 174V173H6ZM12 174V173H11ZM93 174V173H92ZM101 174V173H100ZM104 174V173H103ZM113 174V173H112ZM116 174V172L114 173ZM119 174V173H118ZM13 175V174H12ZM16 175V174H15ZM73 175V174H72ZM95 175V174H93ZM106 175V174H105ZM11 176V175H10ZM97 176H99L97 174ZM101 176V175H100ZM111 176V171L109 173V177ZM201 176V175H200ZM225 176V175H224ZM7 177V176H6ZM96 177V176H95ZM108 177V178H109ZM203 178V176H201ZM217 177V176H216ZM10 178V177H9ZM82 178V177H81ZM103 176L101 177V179L97 178L98 182L96 184V189H95V194L96 191L100 188H105L106 190L109 189V187L111 188V184H110V180L106 178H103ZM127 178V177H126ZM201 178V181L198 180V182L193 183V194L194 195H198L199 191L202 188V185L204 186L207 185V182L209 179L204 180ZM11 179V178H10ZM94 179L93 178V183H94ZM200 179V178H199ZM78 180V179H77ZM29 181V180H28ZM84 181V180H83ZM82 181V182H83ZM205 181V182H204ZM9 182V181H8ZM81 182V181H80ZM81 182V183H82ZM126 182V181H125ZM67 183V182H66ZM92 183V181H91ZM92 183V184H93ZM123 183V182H122ZM64 184V183H63ZM88 184V183H87ZM91 184V185H92ZM94 184V186H95ZM117 184V183H115ZM119 184V183H118ZM67 185V184H66ZM79 186V185H78ZM101 186V187H100ZM125 186V185H124ZM42 187V186H41ZM44 187V186H43ZM66 187V186H65ZM86 187V186H85ZM93 187V186H92ZM187 187V186H186ZM38 188V187H37ZM89 188V187H88ZM87 188V189H88ZM142 188V187H141ZM140 188V189H141ZM188 188V187H187ZM42 189V188H41ZM66 189V188H65ZM104 189V190H105ZM143 189V188H142ZM182 189L179 188L178 191ZM185 191L187 190L186 188H184ZM37 190V189H36ZM116 190V189H114ZM111 191V190H110ZM40 192V191H39ZM119 192V191H118ZM130 192V191H129ZM149 192V191H147ZM91 193V191H90ZM185 192H183L181 195H183ZM113 194V193H112ZM138 194V193H137ZM158 195H160L157 192ZM147 195L145 199H147ZM155 195V194H154ZM153 195V196H154ZM174 194H169L167 195V201L170 200L169 197L172 196ZM226 195V196H225ZM35 196V195H34ZM131 196V195H130ZM134 196V195H133ZM139 196V194H138ZM156 196V195H155ZM143 197V196H142ZM150 197V196H149ZM34 198V197H33ZM159 198V197H157ZM32 199V198H31ZM39 199V198H38ZM89 199V198H88ZM190 199V198H189ZM192 199V198H191ZM37 200V197H36ZM152 200V199H151ZM157 200V199H156ZM161 200V199H160ZM159 200V201H160ZM166 200V199H165ZM192 201V200H191ZM91 203V202H90ZM156 204V203H155ZM167 204V203H166ZM154 205V204H153ZM169 205V204H168ZM146 206V205H145ZM155 206V205H154ZM153 206V207H154ZM166 205H157V208L155 209V217L156 218H152L150 219V221L152 220L151 225L149 224V222L145 223L147 224L146 226H152L153 228H155V230L159 231V239L162 240V242L164 244H167L168 246L173 243V247L174 244L176 245L178 241V239H174L172 238L170 235L166 236L167 234V230H165V228L162 227V224H166L169 225L170 230H174L173 226L175 224V220L177 219L175 216L174 212H170L169 213V209H167L165 207ZM23 207V206H22ZM195 207V206H194ZM197 208V207H196ZM195 208V209H196ZM122 209V208H121ZM23 210V209H22ZM191 210V209H190ZM120 211V210H119ZM150 211V210H149ZM193 211V210H192ZM26 212V211H25ZM94 212V211H93ZM117 213V212H116ZM150 214L153 213L152 211L149 212ZM28 214V213H26ZM24 215V214H23ZM94 215V214H93ZM102 215V214H101ZM187 215V214H186ZM48 217V215H46ZM45 216V217H46ZM108 216V215H107ZM136 216V215H135ZM195 216V215H194ZM54 217V216H53ZM93 217V216H92ZM110 217V216H109ZM108 217V218H109ZM151 217V216H150ZM149 217V218H150ZM190 217V216H189ZM85 218V217H84ZM105 218V217H104ZM176 218V219H175ZM185 218V217H184ZM95 219V218H94ZM110 219V218H109ZM145 219V218H144ZM195 219V218H194ZM81 220V219H80ZM79 220V221H80ZM146 220V219H145ZM186 220V219H185ZM104 221V220H103ZM115 221V220H114ZM141 221V220H138ZM187 221V220H186ZM142 222V221H141ZM145 222V221H144ZM13 223V222H12ZM108 224V223H107ZM111 224V223H109ZM180 224V223H179ZM178 224V225H179ZM182 224V223H181ZM126 225V222H125ZM4 226V225H3ZM69 226V224L67 225ZM121 226V224H120ZM97 227V226H96ZM129 227V226H128ZM3 228V227H2ZM68 228V227H67ZM116 228V227H115ZM123 228V227H122ZM4 229V228H3ZM119 229V228H118ZM159 229V230H158ZM65 230V229H64ZM107 230V229H106ZM105 230V231H106ZM130 230V229H129ZM128 229H125V234L123 236H121V232L120 231H115L112 235H111V256L117 251L119 250V253L121 249H124V251L127 253H133L134 251L131 249L132 245L136 242H134L136 239L134 237H132L131 235H129L130 233H128L129 231ZM124 231V230H123ZM2 230L0 229V234H1ZM69 232V231H68ZM113 232V231H112ZM169 232V231H168ZM106 234V233H105ZM180 234V233H179ZM57 235V234H56ZM13 236V235H12ZM101 236V235H100ZM121 236V237H120ZM158 238V237H157ZM122 240V243L119 242ZM116 240V241H115ZM15 244V243H14ZM91 243H89L90 245ZM22 245V244H21ZM59 245V244H58ZM109 245V244H108ZM166 245V246H167ZM98 246V245H97ZM61 247V256H60V261L59 264H63V259L65 260V257L68 259L66 262L67 264L69 263V258L70 256H68V254L66 253L65 255V250L67 249L68 251H70L71 248L68 247V244L66 246V243H62ZM263 247V248H261ZM107 249V248H106ZM134 249V248H133ZM141 249V248H139ZM159 249V247H158ZM104 250V248H103ZM109 250V248L107 249ZM44 251V250H43ZM138 251V250H137ZM142 251V250H140ZM164 251V250H163ZM25 252V251H24ZM109 253V252H108ZM107 253V254H108ZM8 254V253H7ZM99 254V253H98ZM105 254V253H104ZM59 255V254H58ZM109 255V254H108ZM106 256V255H105ZM33 257V256H32ZM125 257V256H124ZM166 257V256H165ZM156 253L153 254L149 260L147 261L146 264H157L156 263ZM164 258V257H163ZM13 259V257H12ZM110 259V258H109ZM55 260V258H54ZM62 261V262H61ZM108 262V261H107ZM119 262V261H118ZM11 263V262H10ZM97 263V262H96ZM2 264V261H1ZM16 264V263H15ZM22 264V263H21ZM159 264V263H158ZM162 264V263H160ZM164 264V262H163Z\"/></svg>", "mask_w": 264, "mask_h": 264}, {"label": "crops", "instance_id": "3", "mask_svg": "<svg viewBox=\"0 0 264 264\" xmlns=\"http://www.w3.org/2000/svg\"><path fill=\"white\" fill-rule=\"evenodd\" d=\"M110 11L111 10H109V12ZM110 16H111L110 14H109V16L107 15L106 17L102 16V15H101V17L99 16L98 18H101V20L104 19L103 21H100V23H103V24L109 23V22L111 23V17ZM222 165H223V163H220L219 165L217 164L214 166L215 169L219 170V172H220V174H216L215 176L219 177L220 179H223L224 177L230 176L231 169H232V168H228V169L226 168V169H223L221 171V167H223ZM217 170L216 171L214 170V171L217 172ZM195 180H197V179L196 178L193 179L190 182V185L187 186L188 188L186 187L187 190H186L185 194H183V195H172L169 197L170 200H168V203L166 204L165 207L167 209H169L168 210L169 213L174 212L177 219L175 218L176 220H175V224L173 226L174 230H172V231L170 230L169 225H167V223L162 224V227L165 228V230H167L166 236L170 235L172 238L180 240L182 237V233H183V224H181V223H186V220L187 221L189 220L188 219L189 216H192L194 214L195 204L192 201L196 197V195L193 194V181H195ZM110 182H111V180H110ZM92 189H93L92 190V193H93L92 199H95L97 197H101V195H108V193L104 192L102 189H98L96 191L97 194H95L94 186L92 187ZM103 200H104V202H103L104 204L109 205L110 202H109L108 198L103 199ZM47 226H49V225H43L44 229H46V228H47L46 230L50 229ZM60 227H61L60 230H62L63 226L60 225ZM27 231L33 232L32 229L27 230ZM159 231L155 230V228H153L152 226H149V225L146 226L145 228H143V227L138 228L137 227L136 233L131 232V230L128 231V233H130L129 235H131L132 237H134L136 239L134 241L136 243H134L131 246L132 247L131 249L134 252L133 253H129V252L126 253L124 251V249H121L120 250L121 253H119V250H117L110 257L109 262L107 264H146L147 261L149 260V258L155 253H156V258H155L156 260L155 261H156V263L158 262L160 264L162 255H164L167 251H169V248L173 247L172 245L174 242L171 243L169 246L167 244H164L162 242V240L159 239V234H160ZM35 232L36 231H34V233ZM70 232L72 233L73 231L71 230ZM126 232H125V230L124 231L122 230L120 233L121 236H123ZM72 236H73V234H72ZM94 242L97 243V241H94ZM94 242H91L90 246H93ZM119 242L122 243V240L120 241V239H119ZM57 243L58 242L56 240H52V241L49 240L48 241V240H43L40 238L37 239V241H36L37 245H35V251L40 254V258H41V260L37 264H59L60 256H61V248L59 250H56L57 249L56 248ZM62 243H67V242L63 241ZM84 243H85V241H84ZM82 244L83 243H81V245ZM30 245H32V244H30ZM158 247H159V249H158ZM69 248H71V245ZM139 248H141V249H139ZM140 250H142V251H140ZM66 253L68 254V256H71V254H73L71 249H70V251H68L66 249L65 255H66ZM54 258H55V260H54ZM71 258H72V256L70 257V260H71ZM65 259H67V258L65 257ZM62 261H63V264H67V262H66L67 260L65 261L63 259Z\"/></svg>", "mask_w": 264, "mask_h": 264}]
</instances>
